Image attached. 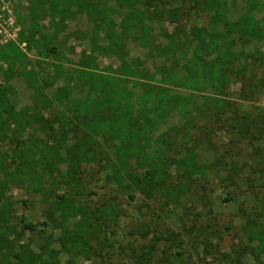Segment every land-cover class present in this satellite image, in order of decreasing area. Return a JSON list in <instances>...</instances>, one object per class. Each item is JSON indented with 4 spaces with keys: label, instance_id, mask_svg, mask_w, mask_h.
<instances>
[{
    "label": "rangeland",
    "instance_id": "rangeland-1",
    "mask_svg": "<svg viewBox=\"0 0 264 264\" xmlns=\"http://www.w3.org/2000/svg\"><path fill=\"white\" fill-rule=\"evenodd\" d=\"M32 1L0 0V48L14 43L28 60L17 61L12 70L0 63V85L12 91L8 97L13 109L19 111L24 107H34L33 91L28 88L25 75L30 69L35 71L38 85L43 87V77L53 83L51 87L44 88L46 96L52 98L59 89L73 87L79 78L78 65L89 55L95 58L97 73L119 84L122 78L117 71L121 64L119 57L123 55L129 64L133 60L140 62L142 79L149 85L161 87L170 95L190 99L189 107L183 109V113L170 112L159 128L148 135L151 137V149L147 155L162 147L160 140L171 144L164 149L169 161L173 156H182L184 146L187 149L196 148L199 170L192 176V182H188L181 177V173L178 174L170 161L165 173L169 185L182 184L186 189L176 206L162 194H155L150 201L136 190L128 189L123 193L112 179L111 171L105 168L104 161L101 165L95 162L83 167L82 185L77 189V195L65 186H54L51 179L54 174L42 180L43 188L38 192H34L37 183L12 186L6 190L5 197L15 205V217L11 225H14L20 243L28 244L36 251L37 245L47 239L51 241V249L59 251L57 240L65 231L74 230L79 220L63 219L60 213H52L51 203L55 195L65 193L68 197L74 196L76 203L88 207L89 211L111 205L114 208L113 217L117 215L114 219L105 215L97 222L90 243L93 250L90 260L62 253L59 255L60 264H68L70 260L71 264H264V252L259 254L258 250L259 239H264V216H254L261 213L264 207V86L259 85L250 97L245 94L248 87L244 85L264 79V71L261 69L255 70L254 79L250 80L253 77L251 72L256 67L251 56H256L257 51L264 53L263 41L252 40L246 46H241L236 40L234 51L240 52L242 59L236 71H244V78L229 75L222 94L212 89L205 92L178 89L162 82L167 73L174 69L173 55L164 53L168 40L163 37V33L175 34L172 43H179L194 27L206 25L208 17L194 14L190 7L193 4L189 2L191 0H167L169 4L166 11H171L169 14L175 13L174 18L159 17L150 23L145 20L151 28L146 41L141 40L137 29L130 30L123 37L121 19L112 13L121 46L115 48V53L109 52L107 55L97 53L98 48L108 45L104 23H101L102 30L95 35V24L88 20L86 14H80L72 6L69 13L65 15L64 12L61 16L62 30L55 34L49 10L50 7L53 9L57 0H48L42 6L44 17L40 19L35 39L44 36L52 38V34L57 36L48 41L50 51L43 57L37 55L34 49L28 52L26 44L19 43L22 35L28 37L31 33ZM107 7L109 11L121 12L115 0H110ZM244 10L242 1H237L235 5L230 2L227 17L235 21ZM252 16L264 34V13L253 11ZM54 21L57 23L58 19ZM207 30L211 32L213 29L208 27ZM214 31L222 32V29L218 27ZM93 46L97 47L96 52ZM192 50L188 52V58ZM180 55L177 52L175 57ZM184 63L185 60L180 61V65ZM58 69L62 75L56 78L55 72ZM181 74L184 73L179 69L177 75ZM65 75L73 82L68 84ZM127 82L130 90L141 93V88L135 87L130 80ZM71 96L76 97V93ZM208 97L229 103L228 106L222 103V108L217 110L219 117L206 109L205 99ZM54 105L53 109L46 112L39 110L36 115L50 119L57 113L55 107L61 109ZM244 119L249 131L240 135L233 127ZM75 120L72 119L78 125ZM30 136L54 144L47 135L42 134L37 124H33L21 137L25 140ZM0 147L9 154L12 146L4 144ZM131 164L134 165L135 161ZM60 168L64 171V166ZM131 169L134 171V166ZM136 172L143 174V170L136 169ZM126 178L125 175L124 183H129ZM130 194L134 199L129 197ZM21 218L35 225L36 231L24 232L19 223ZM146 231L148 233L142 236L141 233ZM142 256L145 261L141 260Z\"/></svg>",
    "mask_w": 264,
    "mask_h": 264
},
{
    "label": "trees",
    "instance_id": "trees-1",
    "mask_svg": "<svg viewBox=\"0 0 264 264\" xmlns=\"http://www.w3.org/2000/svg\"><path fill=\"white\" fill-rule=\"evenodd\" d=\"M237 1L244 3V13L237 20L230 21L227 17L228 3L235 5ZM109 2L110 0L55 1L53 9L51 10L50 7L49 10L53 33L62 30L61 16L64 12L66 15L70 12L69 8L76 7V11L86 14L88 20L95 24V35L102 30L101 23L106 26L105 38L108 45L98 48L97 53L107 55L109 52L115 53V48L121 46L112 13L121 19L123 37H126L130 30L137 29L141 34V40L144 41L151 32L145 20L150 23L159 17H176L175 13L169 14L168 12L171 11H166V6L169 4L167 0H115L121 12L109 11L107 7ZM189 2L193 3L190 7L194 14L208 17L207 23L205 26L194 27L192 32L186 34L184 40L179 43L175 41L172 43L176 38L175 34L163 33V37L168 40L164 53L173 55L174 69L167 73V77H164L162 82L178 89L198 92L212 89L215 93L222 94L229 75L244 78V71H236L237 64L242 60L240 52L234 51L236 40L241 46H246L252 40L264 43L262 29L252 16L253 11L264 13V0H191ZM46 3L48 0L32 1L34 9L30 13L31 33L28 37L22 35L19 39V43L26 44L28 52L34 49L37 55L42 57L50 51L47 47L48 41L57 36L52 34V38L44 36L35 39L40 27V19L44 17L42 6ZM55 18L58 19L57 23L54 21ZM208 27L213 30L209 32ZM218 27L222 32L214 31ZM93 48L95 51L97 47L93 46ZM191 49L193 50L188 58ZM177 52L181 54L178 58L175 57ZM255 55L251 56L256 67L251 72L253 77L250 80L254 79L255 70L264 71V53L257 51ZM119 59L121 64L117 74L122 78L119 84L115 83L114 79L97 73L95 58L89 55L79 63L77 71L79 78L73 83V87L59 89L52 98L46 96L44 88L51 87L53 83L43 77V87L38 85L35 71L28 70L25 75L27 86L33 91L32 109L24 107L15 111L8 97L12 91L9 87L0 85V146L4 144L12 146L9 154L0 147V264H60L59 255L62 253L90 260L93 251L90 243L97 222L105 215L112 219L117 215L113 217L114 208L111 205L89 211L88 207L76 203L74 196L57 194L51 203L52 213H60L63 219L79 218V220L74 230L65 231L57 240L59 251L51 249V241L47 239H43L34 251L28 244L20 243L14 225H11L15 217V205L5 197V192L12 186L21 187L24 184L37 183L34 192H38L43 188L42 180L47 175L54 174L55 176L51 178L54 186H65L68 191L77 195V189L82 185L83 167L95 162L101 165L104 161L105 168L111 171L112 179L118 183L123 193L128 189L136 190L150 201L154 199L155 194H162L173 206L178 205L180 198L185 195V187L182 184L169 185V178L165 173L171 161L178 174L181 173L183 179L192 182V176L199 170L196 148L187 149L184 146V154L178 158L173 156L170 161L166 159L164 151L171 146L169 141L160 140L162 147L150 155H147V151L151 149V137L148 135L159 128L162 120L170 112L183 113V109L189 107L190 99L170 95L167 90L146 83L142 79L143 74L138 60H133L129 64L124 60L123 55ZM20 60L28 62L27 57L16 44L11 43L0 48V63L6 65L8 70H12L15 63ZM184 60L185 63L180 65V61ZM179 69L184 74L178 76ZM61 75L58 69L55 72L56 78ZM65 76L68 84L73 82L68 75ZM128 80L132 81L135 87L141 88V93L130 90ZM244 85L248 87L245 94L251 97L259 85L264 86V79L262 78L258 83ZM73 93H76V97L71 96ZM205 103L206 109L213 111L218 117L220 115L217 110L222 108V103L223 106L229 105L228 102L211 97L206 98ZM54 104L61 109L55 107L57 113L50 119L36 115L39 110L46 112L53 109ZM72 119H76L78 125ZM33 124H37L42 134L47 135L54 144L42 139L38 140L34 136L22 139V134L31 129ZM253 128L256 129L255 126ZM233 130L240 135L244 131L248 132L246 120L238 122ZM132 161H135L134 165L131 164ZM60 166H64V171ZM133 166L134 171L131 169ZM136 169L143 170V174L141 175L142 172L138 174ZM125 175L129 183H124ZM129 197L134 199L131 194ZM48 198L47 196L46 199ZM254 216L263 217L264 207L261 213ZM19 223L22 224L24 232L36 231V226L25 222L23 218ZM146 233L148 231L141 235L144 236ZM258 250L259 254L264 252V239H259ZM141 260L145 261V257L142 256ZM71 263L70 260L68 264Z\"/></svg>",
    "mask_w": 264,
    "mask_h": 264
}]
</instances>
